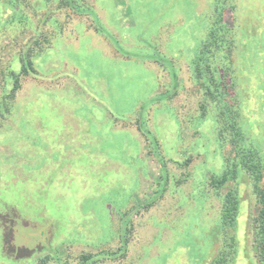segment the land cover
I'll use <instances>...</instances> for the list:
<instances>
[{
    "label": "rangeland",
    "instance_id": "rangeland-1",
    "mask_svg": "<svg viewBox=\"0 0 264 264\" xmlns=\"http://www.w3.org/2000/svg\"><path fill=\"white\" fill-rule=\"evenodd\" d=\"M82 1L90 14L0 0V68L17 72L20 54H35L12 99L0 87V264H208L229 187L209 184L225 167L215 131L224 103L202 71L233 85L226 98L245 145L264 156V0L217 11L213 0ZM226 29L228 60L211 44L224 45ZM236 188L233 264H255L243 170Z\"/></svg>",
    "mask_w": 264,
    "mask_h": 264
},
{
    "label": "trees",
    "instance_id": "trees-1",
    "mask_svg": "<svg viewBox=\"0 0 264 264\" xmlns=\"http://www.w3.org/2000/svg\"><path fill=\"white\" fill-rule=\"evenodd\" d=\"M215 4V10H220V8L224 9L227 7L232 0H213ZM58 8L70 9L76 15H88L90 14L91 7H89L82 0H58ZM221 19V16L219 17ZM214 26L211 33L215 32V28L217 27L216 22H212ZM231 29H226L223 31L220 39L224 41L225 44L221 45L218 39H214L212 41V45L215 46L216 49H219L220 46H225V57L229 56L234 48V42L231 39L232 35ZM216 33V32H215ZM214 33V34H215ZM44 42L47 43V39L44 38ZM43 45V44H42ZM207 44L204 50L200 51L199 54L202 55L207 52ZM38 47V51H41V46L39 43L36 44ZM39 51V52H40ZM34 49H28L24 53L20 54L18 59L19 70L15 72L10 67H6L4 70L0 68V87L10 86V93L8 98H13L14 94L21 87V79L26 77L30 73H35V69L33 66V59L35 57ZM199 57V56H198ZM197 57V62L199 59ZM147 59L153 61L154 63H159V65L164 66V64H168V62H164L162 58L154 56H149ZM228 60V57L226 58ZM161 63V64H160ZM207 70L202 71L204 77H206L205 81V89L206 92L211 96L221 95V101L224 103V110L218 112L216 116V139L218 144L226 150V156L224 158V170L218 176H211L209 184L212 189L218 191L222 188H227V191L223 195L221 202V217L220 224L218 226V232L223 235L222 236V244L219 245L218 249L214 257L208 264H233L235 259V249H236V221L239 213V193L237 191V178L240 175L241 171L247 175L249 183H251L252 195L254 197V205L255 211L249 218V227L250 233L253 239L254 249H255V264H264V156H262V152L257 150L251 143H248V147L245 145L246 134L242 127V122L239 115L238 106L230 105L228 102L230 101V97L226 98L230 95L231 90H234L233 85L229 84L226 80L223 81V78L219 79L214 76V72L211 71V68L207 66ZM197 74L198 71L196 72ZM11 81V82H10ZM215 93V94H214ZM236 98H233V100ZM6 100V99H5ZM160 100V98L158 99ZM3 103V102H2ZM4 112H9L10 104L4 101L3 103ZM201 117L205 116L207 113V107L205 105L200 106ZM3 113L0 110V114ZM137 128L144 136L151 137V142L153 145H156L157 139L153 138V136H149L150 134L146 131V129L142 127V122H137ZM145 130V131H144ZM230 185V186H228ZM150 206L151 204H147ZM4 215V214H3ZM3 215H0L3 216ZM1 225V224H0ZM4 229V228H3ZM1 231V237L4 239L3 245L7 243V236L9 233L4 234ZM4 248V246H2ZM12 250H9L10 254ZM4 252V251H3ZM7 258V256L5 257ZM82 264H87L93 258L92 255H82Z\"/></svg>",
    "mask_w": 264,
    "mask_h": 264
},
{
    "label": "flooded vegetation",
    "instance_id": "flooded-vegetation-1",
    "mask_svg": "<svg viewBox=\"0 0 264 264\" xmlns=\"http://www.w3.org/2000/svg\"><path fill=\"white\" fill-rule=\"evenodd\" d=\"M13 250H14V248H13Z\"/></svg>",
    "mask_w": 264,
    "mask_h": 264
}]
</instances>
